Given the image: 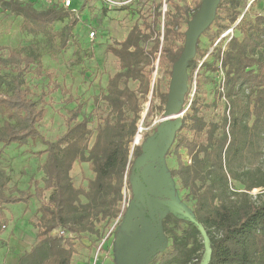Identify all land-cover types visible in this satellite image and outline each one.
Segmentation results:
<instances>
[{
	"label": "trees",
	"instance_id": "1",
	"mask_svg": "<svg viewBox=\"0 0 264 264\" xmlns=\"http://www.w3.org/2000/svg\"><path fill=\"white\" fill-rule=\"evenodd\" d=\"M203 1L197 0L193 8L174 5V11L164 14L163 33L155 24L143 27L136 23L123 41L109 45V51L120 61V70L109 79L103 95L107 116L94 131L90 127L93 113L83 115L82 105L78 104L70 111L66 131L54 141L46 140L38 128L46 112L45 103L38 106L21 81L35 64L41 72L40 58L0 48L6 50L5 57L0 55V69L4 63L17 70L11 93L0 95V111L7 116L0 128V142L4 147L14 143L23 146L30 139L46 144L42 152L46 154L42 165L44 189L52 190L48 202L39 207L37 241L20 256L19 264H73L76 249L71 238L90 235L103 239L104 226L123 214L124 189L130 184L131 150L142 118L140 94L148 96L154 90L152 72L158 54L159 66L172 74L184 51L177 45L178 39L186 35L181 26L192 21ZM245 1H219L212 21L202 31L212 44L238 21ZM2 4L23 17L22 27L29 33H46L55 22L68 17L71 26L67 30L78 23L74 11L57 4L44 10L29 1L3 0ZM234 29L240 36H231L226 48L218 42L211 59L204 60L200 67L204 72L219 68L223 72L213 102L226 99L222 120L207 121L202 115V109L209 105L199 96L201 82L197 79L195 97L176 132L177 167L170 174L184 190L185 198L193 202L195 221L168 213L162 219V229L170 232L171 248L151 255L147 264H202L207 247L200 227L207 234L211 251L206 264H264V15H256L251 22L243 17ZM66 40L63 38L64 44ZM150 42L153 45L148 48ZM206 54L202 51L200 59ZM199 64L195 55L189 59V83H193ZM130 80L139 82L138 90L129 86ZM168 97L169 92L160 93L161 109L167 106ZM183 149L191 162L183 159ZM142 153V147L135 145L133 156L138 158ZM76 162L92 166L94 178L87 188L74 183L71 172ZM0 178L5 179L6 186L8 178L1 165ZM255 189L257 193H253ZM43 192L40 189L35 194L41 197ZM33 196L17 186L9 195L0 189V215L5 216L3 205L27 202ZM100 223L103 226L99 227ZM170 223H185V227L178 233L169 228ZM58 229H63L66 236L53 234Z\"/></svg>",
	"mask_w": 264,
	"mask_h": 264
},
{
	"label": "rangeland",
	"instance_id": "2",
	"mask_svg": "<svg viewBox=\"0 0 264 264\" xmlns=\"http://www.w3.org/2000/svg\"><path fill=\"white\" fill-rule=\"evenodd\" d=\"M3 0H0V48H10L20 52L23 56L35 55L41 60V72L37 64L30 67L21 77L22 86L28 90L29 97L38 105L45 103L46 112L38 123V128L46 140L54 141L67 129V119L70 111L78 104L82 105L83 115L91 113L90 127L96 129L97 125L107 116L108 107L103 95L106 92L109 79L120 70L119 59L108 49V46L123 41L131 28L139 23L143 27L155 24L157 31H164L165 13L174 11V5L194 7L197 0H75V15L78 23L73 27L70 25L71 17L64 21L55 22L46 33H29L22 27L23 17L14 14L3 7ZM32 2L39 10L47 9L50 5L48 0H21ZM241 15L238 21L229 29L225 30L215 44H212L207 35L200 32L197 36L195 48L199 51L194 53L200 62L193 73V83L187 80L184 94L180 99L178 113V126L181 119L194 99L197 89V79L201 82L199 96L209 106L202 109V115L207 121L220 122L227 109V101L223 97L216 104L213 102L217 97L216 91L223 78L221 68L218 71L204 72L201 63L211 59L210 53L218 42L226 48L231 36L240 32L236 25L244 19L247 22L253 21L256 15H264V0H246L241 6ZM161 15V16H160ZM191 22H183L181 30L186 33L177 41L178 46L185 47L187 33ZM71 29V30H70ZM215 29V28H214ZM94 31V36L91 32ZM67 38L64 44L63 38ZM152 42L147 47L151 48ZM0 49V55L6 50ZM202 51L207 54L200 59ZM159 58V54H158ZM158 58L152 72V90L148 96L140 94L142 106L139 120V132L132 145L131 162L132 167L136 157L133 156L135 145L142 148L153 139L164 140L168 131L162 128V123L169 120L167 106L161 109L160 93L170 91L172 74L168 69L159 66ZM174 68H172L173 71ZM17 70L14 66L1 64L0 69V95L10 94L14 87V78ZM188 75V72H187ZM129 86L138 90V81H129ZM52 89V91H50ZM50 91V92H49ZM98 99V100H97ZM6 114L0 111V128L3 126ZM83 116H80L82 119ZM14 123L15 120H12ZM94 137L91 140V144ZM47 145L42 141L30 139L26 145L19 146L11 144L4 147L0 142V165L7 175L5 179L0 178V189L6 194H11L14 187L34 194L27 202L6 204L5 216L0 215V264H7L6 257L15 250L23 253L28 251L37 241L39 220L41 213L39 207L49 200L52 190L44 189L45 173L42 165L46 160V154L42 152ZM175 141L170 152L163 159L148 162L142 168L144 175H147L148 189L154 196L162 198H175L181 201L190 210L193 209V202L185 198L184 190L180 189L177 182L175 191L172 189L175 181L168 173V167H177V156L175 153ZM183 159L188 162L190 159L186 150H181ZM158 165L159 169L150 168L151 165ZM131 167V169H132ZM161 167V168H160ZM131 173V172H130ZM74 183L77 187L87 188L89 180L94 178V171L90 163L76 162L71 172ZM131 175V174H130ZM149 177V178H148ZM153 178V179H151ZM130 180V178H129ZM131 182V181H130ZM237 187H241L237 184ZM43 189L40 197L35 194ZM255 189L253 193H257ZM16 194V193H15ZM125 206L121 219L113 221L108 227L104 226L101 236H88L84 238H71L76 249L72 258L73 264H146L145 260L158 245V238L153 240L151 236L156 228V223L162 225L161 212L156 211V220L150 217L143 207H130L133 201V188L130 183L124 189ZM83 201L86 199L82 197ZM103 224H99V227ZM185 223L180 226L174 223L169 224L170 229L178 233ZM112 231V232H111ZM58 233L53 232V234ZM60 235V234H59ZM166 246L160 250V254L166 253L171 248V235L169 230H163ZM88 239V240H87ZM104 245L100 248V245ZM102 260L101 263L97 261Z\"/></svg>",
	"mask_w": 264,
	"mask_h": 264
},
{
	"label": "water",
	"instance_id": "3",
	"mask_svg": "<svg viewBox=\"0 0 264 264\" xmlns=\"http://www.w3.org/2000/svg\"><path fill=\"white\" fill-rule=\"evenodd\" d=\"M219 1L220 0H204L200 10L191 21L190 29L187 33V41L184 51L173 69L167 103V108L171 118L162 123V128L168 131L167 138L165 137V139L161 141L160 139H153L146 145V147H143L142 155L136 158L131 169L130 183L132 184L134 197L130 207H143L145 204L148 215L153 217L155 220L156 211L159 210L161 212V220L168 213H173L181 218H188L191 221H195V217L191 210L181 201L175 198H162L152 195L147 185V176H149L148 174L150 173V169L148 170L147 175H144L142 168L148 162L151 163L162 159L164 161L165 156L175 141L177 128L179 127L178 113L180 109V99L184 94L186 88L185 84L187 82V63L189 59L194 56L197 36L212 21ZM155 166L158 167V165L154 164L151 165L150 168H154ZM200 229L205 238V244L207 247V256L202 264H206L211 251L209 248L207 234L202 227H200ZM155 238H158L157 240L159 243L151 255L155 254L156 252H160V250H162L166 245L162 225L158 223H156V228L154 229L153 235L150 238L152 241L151 245L153 244V240H155ZM148 260L149 259H147V263Z\"/></svg>",
	"mask_w": 264,
	"mask_h": 264
},
{
	"label": "crops",
	"instance_id": "4",
	"mask_svg": "<svg viewBox=\"0 0 264 264\" xmlns=\"http://www.w3.org/2000/svg\"><path fill=\"white\" fill-rule=\"evenodd\" d=\"M166 157V156H165ZM164 162H165V158H164V161H163V163H162V165H161V167H163V164H164ZM160 167V168H161ZM174 168H176V167H174V166H172V169H174ZM154 169H159L158 167H154ZM170 167H168V170H169V172L168 173H170L171 172V170H172ZM150 177V176H149ZM148 177V178H149ZM151 179H153V178H151ZM173 181H175V184H174V186H172V189L175 191V189L177 188V179L175 178V177H173ZM176 192V191H175ZM177 194V193H176ZM176 194H175V199H177L178 200V196H176ZM88 240V239H87ZM30 250V249H29ZM27 251V250H26ZM25 250H24V252L23 253H20V251H19V249L18 250H15V252H12V253H9L8 255H7V257H6V261H7V264H19V258H20V256H22L25 252H26ZM97 261H99V263H101V261L102 260H100V259H98ZM105 260L103 259V262H104ZM102 262V264H104ZM145 262H147V260H145ZM115 264H117V263H115Z\"/></svg>",
	"mask_w": 264,
	"mask_h": 264
},
{
	"label": "built area",
	"instance_id": "5",
	"mask_svg": "<svg viewBox=\"0 0 264 264\" xmlns=\"http://www.w3.org/2000/svg\"><path fill=\"white\" fill-rule=\"evenodd\" d=\"M49 1V3H50V5H55V4H57V5H60V6H62L63 8H65V9H67V10H72V11H74V12H76V9H75V0H48ZM94 34H95V32L94 31H92L91 32V35L92 36H94ZM189 162H191L190 161V159L188 160ZM124 206H125V200H124V203H123V211H124ZM123 214H121L116 220H117V222H118V219L120 220L121 219V216H122ZM57 232H58V234H60V235H65L66 236V232L63 230V229H58V230H56ZM112 232V231H111ZM104 242H105V240L103 241V243L100 245V248L104 245Z\"/></svg>",
	"mask_w": 264,
	"mask_h": 264
}]
</instances>
